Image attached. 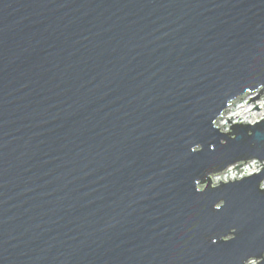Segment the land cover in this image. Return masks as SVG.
I'll return each instance as SVG.
<instances>
[{"label": "water", "instance_id": "water-1", "mask_svg": "<svg viewBox=\"0 0 264 264\" xmlns=\"http://www.w3.org/2000/svg\"><path fill=\"white\" fill-rule=\"evenodd\" d=\"M260 86L264 0H0V264H264Z\"/></svg>", "mask_w": 264, "mask_h": 264}, {"label": "bare ground", "instance_id": "bare-ground-1", "mask_svg": "<svg viewBox=\"0 0 264 264\" xmlns=\"http://www.w3.org/2000/svg\"><path fill=\"white\" fill-rule=\"evenodd\" d=\"M259 94V92H258ZM250 92H247L245 95L238 98L236 102L231 103L224 109V115L220 118H217V124L223 128L226 129L229 124H232L234 122H242L245 120L246 122H249L250 124L255 123L258 121L259 117H264V92L263 94H260V99H257V101H249L250 100ZM244 97V98H243ZM248 99V100H247ZM247 101H249L247 103ZM256 105H258L261 109H253ZM232 119V122L228 121V118ZM243 117V118H240ZM240 118V119H239ZM226 120V122L224 121ZM249 165V168L247 167ZM246 166L241 167L244 168L243 171L236 173L235 169L233 172V168L236 167L234 165H231L229 168H227L225 171L220 172L218 175L222 177L223 179L227 178V176H230V179H233L235 177H239L242 174H252L250 171L255 169L257 167V163L249 162ZM229 179V178H227ZM264 187V183H263Z\"/></svg>", "mask_w": 264, "mask_h": 264}, {"label": "rangeland", "instance_id": "rangeland-1", "mask_svg": "<svg viewBox=\"0 0 264 264\" xmlns=\"http://www.w3.org/2000/svg\"><path fill=\"white\" fill-rule=\"evenodd\" d=\"M263 88V86H260V87H258V89H255V90H253V91H251V90H248V91H246L245 93H243L242 95H239L235 100H233L231 103H233V102H236L237 100H238V98L239 97H241V96H243V95H245L247 92H250V97L249 98H251V97H254V96H256L257 94H258V92L261 90ZM248 100V99H247ZM255 101H257V99H255ZM230 103V104H231ZM229 104V105H230ZM224 115V112L220 115V118L222 117ZM225 116V115H224ZM219 118V117H218ZM264 117H259V119H258V121H260L261 119H263ZM225 122H226V120H224ZM257 121V122H258ZM235 123H237V122H234V123H232V124H229L227 127H225L226 129H223V128H221L218 124H217V120H216V122H215V124H216V126H217V128H219L220 127V130L222 131V132H228V131H230L231 129H230V125H233V124H235ZM256 123V122H255ZM255 123H252V124H255ZM253 161V163H257V165H259L258 167H255V169H253V170H251L250 172L253 174V173H258V172H260V170H261V168L264 166V164H261V161L260 162H256V161H259V159L258 158H253V159H251V160H249V161H247L244 165H242L241 167H244V166H246L249 162H252ZM263 163H264V160L262 161ZM241 163V161L240 162H237V163H234V164H232V165H234V166H237L238 164H240ZM261 164V165H260ZM231 166V165H230ZM230 166H228L227 168H229ZM247 167L249 168V165H247ZM227 168H225L224 170H222V171H225ZM221 171V172H222ZM236 171V173H238V169L237 170H235ZM220 173V172H219ZM219 173H217V174H214V175H212V180H213V184L214 185H218L220 182V175H218ZM251 174V175H252ZM243 175H245V174H242V175H240L239 177L237 176V179H241V177L243 176ZM246 175H250V174H246ZM224 180V182H227V181H229V179H227V178H225V179H223ZM231 180H234V178L233 179H231ZM199 187L200 188H203L204 187V185H199ZM256 262V260H252L251 261V263H255Z\"/></svg>", "mask_w": 264, "mask_h": 264}]
</instances>
